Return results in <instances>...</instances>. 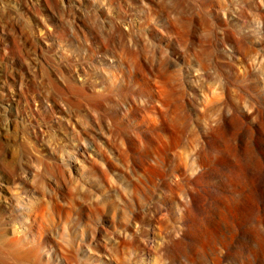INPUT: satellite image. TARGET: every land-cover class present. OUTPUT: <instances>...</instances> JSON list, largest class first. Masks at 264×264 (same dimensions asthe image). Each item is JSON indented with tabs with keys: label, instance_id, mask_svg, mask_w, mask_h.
I'll return each instance as SVG.
<instances>
[{
	"label": "clouds",
	"instance_id": "obj_1",
	"mask_svg": "<svg viewBox=\"0 0 264 264\" xmlns=\"http://www.w3.org/2000/svg\"><path fill=\"white\" fill-rule=\"evenodd\" d=\"M217 3L223 26L205 10L204 0H0V264H103L97 232L110 200L89 187L92 169L81 153L95 152L92 161L108 172L96 138L122 143L113 120L127 123L133 115L124 93L140 75L141 61L150 70L174 72L178 95L191 82L200 105L192 110V127L199 122L206 136L228 129L234 110L225 101L226 82L207 58L181 62L191 45L175 44V30L186 28L196 41L223 43L231 53L229 31L264 39V0ZM247 63L252 71H264V48L252 49ZM210 96L215 104H208ZM133 100L143 107L152 98ZM182 147L176 146L177 159ZM239 165L255 177L254 187L264 188V158L241 152ZM61 174L71 178V196L63 201L52 188ZM106 180L121 214L108 234L118 264H175L164 253L184 244L191 250L177 257L178 264H215L221 257L223 264H234L223 246L208 250L189 240L179 222L167 224L158 239L148 238L133 219L147 200L118 175L109 173ZM179 199L191 207L185 192ZM77 203L89 210L87 223ZM61 209L72 214L65 217ZM175 209L183 216L184 209ZM249 217L241 228L256 237L249 243L257 254L247 264H264V209L253 208Z\"/></svg>",
	"mask_w": 264,
	"mask_h": 264
},
{
	"label": "rangeland",
	"instance_id": "obj_2",
	"mask_svg": "<svg viewBox=\"0 0 264 264\" xmlns=\"http://www.w3.org/2000/svg\"><path fill=\"white\" fill-rule=\"evenodd\" d=\"M204 3L205 10L212 12L213 18L223 26L217 0H204ZM161 39L166 44L172 43L163 35ZM225 42L232 48L231 53L223 48V43L196 41L186 28L175 30V44L191 45L181 62L190 64L192 60L207 58L213 61L211 67L226 82L225 101L234 110L227 130L218 129L215 135L206 136L199 122L192 127V110L200 105L193 99L191 82L184 85L187 91L178 95L174 72L164 68L150 70L141 61L140 75L124 93L128 98L127 112L133 115L127 123L113 120L119 134L117 140L122 143L96 138V150L108 164V172L100 171L92 161L95 152L81 153V158H88L92 169V175L87 178L89 187L110 200L109 210L102 214V225L97 232L96 252L103 264H118V258H113L108 247V234L121 216L115 211L114 192L107 184L109 173L120 176L137 195L147 200V205L138 208L133 219L146 230L148 238L158 239L167 224L179 222L187 228L189 240L197 241L208 250L223 246L234 264H247L257 254V249L249 243L256 237L251 231L245 233L241 225L251 219L249 213L253 208L264 209V188L254 187L255 177H247L240 167L239 153L264 158L261 157L264 153V71H252L247 63L252 49L264 48V39L258 42L257 37L241 36L232 30ZM172 50L176 52L175 46ZM141 96L152 100L138 107L133 97ZM241 101L248 103L251 112L243 108ZM216 102L217 98L209 97V105ZM177 144L183 145L179 159L174 156ZM107 153H113V158L109 159ZM190 171L197 172L195 178L188 175ZM70 185L71 178L63 174L52 185L61 201L70 198ZM181 192L191 198V207H185L180 201ZM176 205L184 209L183 216L176 211ZM75 207L81 210L87 223L89 210L78 203ZM70 214L61 209V215ZM190 250L191 245L184 244L181 249H170L164 256L178 264L177 257ZM215 264H223V258Z\"/></svg>",
	"mask_w": 264,
	"mask_h": 264
}]
</instances>
